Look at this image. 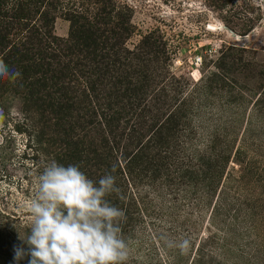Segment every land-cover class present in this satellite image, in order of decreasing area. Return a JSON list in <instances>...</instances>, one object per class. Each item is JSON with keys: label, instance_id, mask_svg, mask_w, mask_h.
I'll use <instances>...</instances> for the list:
<instances>
[{"label": "trees", "instance_id": "trees-1", "mask_svg": "<svg viewBox=\"0 0 264 264\" xmlns=\"http://www.w3.org/2000/svg\"><path fill=\"white\" fill-rule=\"evenodd\" d=\"M112 8L65 14L69 33L61 38L50 1L0 0V59L22 74L0 78V98H17L22 112L41 118L52 159L78 164L94 180L115 167L121 192L109 199L125 212L127 264H141L145 245L173 264H264V196L255 193L264 184V136L252 132L262 124L260 111L247 121L240 146L224 131L200 141L188 131L189 116L202 122L210 91L229 87V68L222 64L194 92L199 103L157 102L153 97L165 92L156 89L160 77L133 68L124 47L130 19L112 17ZM230 160L240 165L236 176L227 172ZM18 218L0 213V264H15L13 247L28 234L31 224H16ZM182 240L183 250L176 247Z\"/></svg>", "mask_w": 264, "mask_h": 264}, {"label": "rangeland", "instance_id": "rangeland-1", "mask_svg": "<svg viewBox=\"0 0 264 264\" xmlns=\"http://www.w3.org/2000/svg\"><path fill=\"white\" fill-rule=\"evenodd\" d=\"M47 1L52 5L54 35L61 38L69 33L65 14L73 11L94 16L103 7H114L112 17H129L131 29L124 47L134 57L135 70L146 67L155 78L160 77L156 78V89L164 88L165 92L153 97L157 102L199 103L202 97L194 92L210 84L213 75L220 74V66L225 64L229 68L226 80L229 87L210 91L200 110L202 122L189 116L188 131L194 132L200 141L209 133L224 131L236 139L238 147L241 139L247 137V121L254 120L260 111L262 124H254L252 132L264 136V0ZM147 37L148 44H153L151 48L144 46ZM217 45L222 46L219 53L204 56L197 70L193 58ZM227 117L233 123H228ZM223 122L228 125H221ZM244 129L246 134L242 136ZM42 134L39 116L22 112L17 98L9 95L0 98V213L19 217L16 224H31L29 202L37 191V177L52 159L51 135L48 131ZM247 142L254 141L247 139ZM239 170L240 165L230 160L227 172L236 176ZM260 187L255 193L264 196V184L260 183ZM202 235L205 237L206 231ZM250 239L251 236L241 241L249 243ZM143 248L139 253L145 256L139 258L141 264H173L163 251L156 250L154 257V251L149 252L147 245ZM245 252L251 253L248 249Z\"/></svg>", "mask_w": 264, "mask_h": 264}, {"label": "clouds", "instance_id": "clouds-1", "mask_svg": "<svg viewBox=\"0 0 264 264\" xmlns=\"http://www.w3.org/2000/svg\"><path fill=\"white\" fill-rule=\"evenodd\" d=\"M21 72L0 59V78L15 81ZM116 171L90 178L78 164L51 159L37 177L29 202L28 234L13 247L19 264H127L130 246L122 232L125 212L109 196L119 194ZM187 240L178 247L186 249Z\"/></svg>", "mask_w": 264, "mask_h": 264}, {"label": "built area", "instance_id": "built-area-1", "mask_svg": "<svg viewBox=\"0 0 264 264\" xmlns=\"http://www.w3.org/2000/svg\"><path fill=\"white\" fill-rule=\"evenodd\" d=\"M222 46L221 45H217L216 47H209L207 50H205L203 53L199 52L198 55H196L194 58H193V65L197 68H200V66L202 65L203 63V57L204 56H211L210 54L212 53H219V51L221 50Z\"/></svg>", "mask_w": 264, "mask_h": 264}]
</instances>
